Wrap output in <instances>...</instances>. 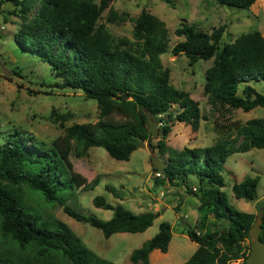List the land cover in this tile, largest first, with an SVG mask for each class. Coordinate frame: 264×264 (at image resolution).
I'll return each instance as SVG.
<instances>
[{
    "label": "trees",
    "instance_id": "1",
    "mask_svg": "<svg viewBox=\"0 0 264 264\" xmlns=\"http://www.w3.org/2000/svg\"><path fill=\"white\" fill-rule=\"evenodd\" d=\"M9 1L13 2L12 13L21 20L16 42L48 62L59 87L81 90L86 98L95 100L98 116L95 122L66 127L60 138L61 147L17 131L0 136V264H115L89 249L63 221L52 215L43 217L41 204L62 207L76 221L101 230L105 238L118 232L145 231L153 223L152 211L134 213L121 203L112 205L97 195L92 203L113 212L109 219H100L67 203L68 190L74 193L76 185L66 158L72 149L77 157H82L90 147H102L116 160H129L143 141L165 157L162 169L153 168L162 174L154 177V185L160 188L166 183H182L189 194L198 196L200 224L204 225L208 216L226 224L220 230L206 229L199 234L194 228H187L185 233L197 248L180 264H230L242 256L244 263L250 252L249 230L256 214L229 204L222 190L221 171L230 154L264 148V116L240 123L228 120L224 111L264 108V94L249 84L264 81L263 34L259 30L240 34L219 49L223 26L208 33L180 22L174 29L183 40L173 45V55H185L189 65L213 58L205 70L203 93L211 110L220 112L225 121L213 122L219 138L210 146L176 149L166 143L173 125L167 118L173 116L196 131L200 119L207 117L200 111L198 101L170 83V69L160 57L168 50L169 42L163 20L142 9L132 18L131 39L118 38L99 23L106 9L108 21L118 24L126 20V14L112 8L110 0ZM255 1L216 3L249 9ZM36 2L38 7L29 18ZM173 106L177 109L171 113ZM148 115L158 128L157 136H152L147 128ZM191 178L196 185L190 182ZM258 183V176H245L233 183L232 192L237 199L255 200ZM97 184L96 177L83 189ZM107 188L119 196L113 186ZM260 226L259 238L264 242V207ZM171 237V224L162 221L152 237L131 251L130 262L149 264L153 250L167 252Z\"/></svg>",
    "mask_w": 264,
    "mask_h": 264
},
{
    "label": "rangeland",
    "instance_id": "2",
    "mask_svg": "<svg viewBox=\"0 0 264 264\" xmlns=\"http://www.w3.org/2000/svg\"><path fill=\"white\" fill-rule=\"evenodd\" d=\"M93 1L99 3L100 0ZM110 6L119 14L127 16L125 21L117 24L106 19L107 9L101 14L99 23H103L114 37L131 39L132 18L142 9L165 22L169 38L168 50L160 57L163 65L170 69V83L177 89L187 91L198 101L200 111L207 117L206 120L200 119L196 131L188 124L176 121L173 116L167 118L173 124L166 139L167 145L181 149L184 146L192 148L213 144L219 138L213 122L222 120L225 124L220 112L211 110L203 93L205 70L212 64L213 58L199 59L189 65L185 55H173L171 48L183 40V37L175 35L174 29L180 22L193 24L208 33L223 26L224 31L218 43L221 49L224 43L249 31L259 30L264 36V3H253L249 9H231L219 6L216 0H110ZM13 7V2L9 0H3L0 6V136L17 131L27 137H34L47 144L56 143L61 147L60 138L66 127L72 123H92L97 120V103L86 98L81 90L59 87L48 62L21 48L15 40L21 20L12 13ZM37 7L38 2L32 5L29 18L34 15ZM249 84L264 94V81H251ZM176 109L173 106L170 112L174 113ZM63 116H66L65 119ZM224 116L228 120L243 123L248 119L264 116V108L255 107L247 112L231 109L227 113L224 111ZM155 142L156 139H153L152 143ZM87 152L82 157H77L73 149L67 154V164L76 180L74 193L68 190V205L85 215L109 219L112 210L96 207L92 203L95 196L102 195L106 202L112 205L121 203L134 213L151 210L155 214L152 225L143 232H118L105 238L101 230L76 221L62 207L51 203L41 204L43 217L52 215L66 223L89 249L101 257L115 264H133L129 260L131 251L152 237L162 221H167L172 226L169 252L160 259L149 254V264H180L197 247L187 237V228L203 233L206 229L220 230L226 226L224 221L214 220L211 216H208L204 225L200 224L198 196L189 194L182 183L176 184L183 188L175 191L178 198L162 195L155 190L157 187L152 184L154 177L151 155L154 154L160 160L165 157L159 156L147 141L141 142L131 153L129 160H116L102 147H90ZM221 174L224 178L222 190L234 208L257 214L264 207V148L254 147L246 152L230 154ZM245 176L259 177L255 200L237 199L232 192L233 183L241 181ZM96 177L98 184L92 189L84 190ZM190 182L196 185L195 179L191 178ZM108 185L113 186L119 196L109 190ZM176 203L177 206L172 207ZM154 207L158 211H153ZM237 262L234 260L230 264Z\"/></svg>",
    "mask_w": 264,
    "mask_h": 264
},
{
    "label": "water",
    "instance_id": "3",
    "mask_svg": "<svg viewBox=\"0 0 264 264\" xmlns=\"http://www.w3.org/2000/svg\"><path fill=\"white\" fill-rule=\"evenodd\" d=\"M234 7H231L233 9ZM147 128L152 136H157L158 128L152 118L148 115L146 120ZM151 164L155 169H162L164 162L154 154L151 155ZM261 210L256 214L253 225L249 230L250 252L243 264H264V242L259 238L261 232Z\"/></svg>",
    "mask_w": 264,
    "mask_h": 264
},
{
    "label": "crops",
    "instance_id": "4",
    "mask_svg": "<svg viewBox=\"0 0 264 264\" xmlns=\"http://www.w3.org/2000/svg\"><path fill=\"white\" fill-rule=\"evenodd\" d=\"M256 3V5L257 4H263L264 3V0H256L255 2H254V4ZM253 5V4H252ZM252 7V6H251ZM153 172V171H152ZM150 173H151V170H150ZM152 184H153V181H152ZM181 189H183L182 188V186H180V185H171V184H168V183H166V184H164L162 187H160V188H156L155 190L158 192H161V194L162 195H164L165 194V196H168V195H170V197L171 196H176L177 198H178V194L175 192L176 190L177 191H181ZM164 196V197H165ZM163 197V198H164ZM165 200H167L166 198H165ZM171 202V201H170ZM157 204V203H156ZM158 205V204H157ZM177 206V203L176 204H172V207H176ZM157 207H159V206H157ZM153 211L155 210V211H158V210H156V208L154 207V209H152ZM151 211V210H150ZM145 212V211H144ZM137 213H141V212H137ZM160 213V212H159ZM159 213H157V214H159ZM172 227V226H171ZM197 248V247H196ZM167 252H169V247H168V250H167ZM167 252H165V253H163V252H161V251H159V250H153L151 253H150V256L151 255H154L155 257H156V259L157 258H163V257H165V256H167ZM151 263V262H150Z\"/></svg>",
    "mask_w": 264,
    "mask_h": 264
},
{
    "label": "built area",
    "instance_id": "5",
    "mask_svg": "<svg viewBox=\"0 0 264 264\" xmlns=\"http://www.w3.org/2000/svg\"><path fill=\"white\" fill-rule=\"evenodd\" d=\"M152 175H153V177H157V178L162 177V174L160 171H153ZM192 190H195V186L192 187ZM196 233L199 234V231L196 230ZM237 261H238L237 264H242L243 263V257L237 259Z\"/></svg>",
    "mask_w": 264,
    "mask_h": 264
}]
</instances>
